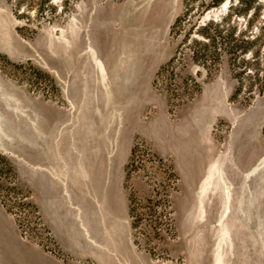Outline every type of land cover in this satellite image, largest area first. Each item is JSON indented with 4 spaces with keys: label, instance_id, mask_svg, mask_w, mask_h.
I'll return each instance as SVG.
<instances>
[{
    "label": "rangeland",
    "instance_id": "obj_1",
    "mask_svg": "<svg viewBox=\"0 0 264 264\" xmlns=\"http://www.w3.org/2000/svg\"><path fill=\"white\" fill-rule=\"evenodd\" d=\"M187 1L0 0V264H264V0Z\"/></svg>",
    "mask_w": 264,
    "mask_h": 264
},
{
    "label": "trees",
    "instance_id": "obj_2",
    "mask_svg": "<svg viewBox=\"0 0 264 264\" xmlns=\"http://www.w3.org/2000/svg\"><path fill=\"white\" fill-rule=\"evenodd\" d=\"M227 2H230L228 13L219 23L209 22L205 26L195 24L194 27H198L197 33L206 40V43L199 41H194V43L205 50H216L218 41V50L225 51L230 56L255 55L252 47L254 43L260 41V37L257 35L256 38H252L248 34L251 32L249 29H251L252 22L261 17V0H188L186 16L195 11L202 16L207 11L222 7ZM235 12L238 16L248 17L249 25L245 32L237 33L235 27L228 25ZM180 23L179 21L175 27H179Z\"/></svg>",
    "mask_w": 264,
    "mask_h": 264
},
{
    "label": "water",
    "instance_id": "obj_3",
    "mask_svg": "<svg viewBox=\"0 0 264 264\" xmlns=\"http://www.w3.org/2000/svg\"><path fill=\"white\" fill-rule=\"evenodd\" d=\"M224 9H227L228 8V5H226L225 7H223Z\"/></svg>",
    "mask_w": 264,
    "mask_h": 264
},
{
    "label": "bare ground",
    "instance_id": "obj_4",
    "mask_svg": "<svg viewBox=\"0 0 264 264\" xmlns=\"http://www.w3.org/2000/svg\"><path fill=\"white\" fill-rule=\"evenodd\" d=\"M117 68V67H116ZM122 75V74H121ZM229 193V192H228Z\"/></svg>",
    "mask_w": 264,
    "mask_h": 264
}]
</instances>
